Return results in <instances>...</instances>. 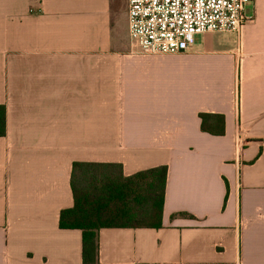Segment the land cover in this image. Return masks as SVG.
<instances>
[{
  "label": "crops",
  "instance_id": "obj_1",
  "mask_svg": "<svg viewBox=\"0 0 264 264\" xmlns=\"http://www.w3.org/2000/svg\"><path fill=\"white\" fill-rule=\"evenodd\" d=\"M254 2L239 32L149 55L130 37L128 0H0V264H83V232L60 227L76 162L126 177L168 167L162 226L100 229L98 264H264Z\"/></svg>",
  "mask_w": 264,
  "mask_h": 264
},
{
  "label": "trees",
  "instance_id": "obj_2",
  "mask_svg": "<svg viewBox=\"0 0 264 264\" xmlns=\"http://www.w3.org/2000/svg\"><path fill=\"white\" fill-rule=\"evenodd\" d=\"M209 116L200 115L202 129L212 133L205 125ZM5 134L6 109L0 106V137ZM167 175V166L126 177L121 165L74 163V206L61 212L60 227L83 232V264H98L100 229L162 226Z\"/></svg>",
  "mask_w": 264,
  "mask_h": 264
},
{
  "label": "built area",
  "instance_id": "obj_3",
  "mask_svg": "<svg viewBox=\"0 0 264 264\" xmlns=\"http://www.w3.org/2000/svg\"><path fill=\"white\" fill-rule=\"evenodd\" d=\"M251 0H128L131 39L149 55L188 50L198 35L239 32Z\"/></svg>",
  "mask_w": 264,
  "mask_h": 264
},
{
  "label": "rangeland",
  "instance_id": "obj_4",
  "mask_svg": "<svg viewBox=\"0 0 264 264\" xmlns=\"http://www.w3.org/2000/svg\"><path fill=\"white\" fill-rule=\"evenodd\" d=\"M254 4H255L254 0H251L246 5V8H245V16L247 18L246 22H248L251 19V17H253V15H254Z\"/></svg>",
  "mask_w": 264,
  "mask_h": 264
}]
</instances>
